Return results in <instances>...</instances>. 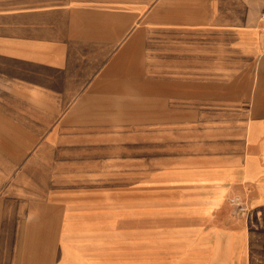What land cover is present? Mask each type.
<instances>
[{
	"label": "rangeland",
	"instance_id": "374dc122",
	"mask_svg": "<svg viewBox=\"0 0 264 264\" xmlns=\"http://www.w3.org/2000/svg\"><path fill=\"white\" fill-rule=\"evenodd\" d=\"M153 16L112 13L113 26L108 28L20 30L21 35L40 32L64 41L49 44L48 57H65L70 52L68 69L45 71L37 61L0 54V99L9 105L0 108V127L7 134L14 120L16 144H21L16 158H9L3 156L7 143H1L0 197L10 194L18 212L24 200L20 196L35 192L26 188L29 182L42 181L45 195L63 197L65 212L97 213L105 219L106 228L109 223L106 242L113 256L144 264L166 259L173 246L187 241L182 232L173 231L178 222L167 219L184 213L189 196L183 187L160 182V170L170 161L213 151L220 144L224 149L234 146L239 130L246 154L249 127V109L230 77L209 78V91L193 93L185 108H178L183 102L175 99L171 107L155 108ZM80 17L103 19L104 15L80 13ZM0 47L8 51V46ZM36 50L28 46L26 53L35 57ZM76 56L84 60L76 61ZM79 64H85L88 75L81 86L69 85L72 75L81 70ZM68 73V85L53 89V80ZM45 79L48 87L36 86V81ZM103 80L106 93H92V87H87L90 81ZM23 86L31 95L30 103L20 100ZM13 159L15 163L10 164ZM29 166H37L38 173L31 174ZM247 201L242 194L233 196L228 200L229 210L247 213Z\"/></svg>",
	"mask_w": 264,
	"mask_h": 264
},
{
	"label": "crops",
	"instance_id": "0c3cea01",
	"mask_svg": "<svg viewBox=\"0 0 264 264\" xmlns=\"http://www.w3.org/2000/svg\"><path fill=\"white\" fill-rule=\"evenodd\" d=\"M127 12L155 13V108L171 107V99L185 108L193 93L209 91V78L230 77L249 109L246 154L239 130L234 146L224 149L220 144L213 151L170 161L158 173L160 182L183 187L189 199L184 213L167 219L178 222L173 231L182 232L186 243L173 246L155 264H264V0H0V46H8V51L0 47V54L37 61L45 71L64 68L70 52L48 57V45L64 41L40 32L21 35L20 30L108 28L112 13ZM80 13L104 18H81ZM28 46L37 48L35 57L26 53ZM80 66L72 83L68 73L54 79L52 88L81 86L88 72L85 64ZM96 82L87 84L92 93L108 91L105 80ZM35 84L49 86L47 79ZM23 87L20 100L30 103ZM8 106L0 99V108ZM13 121L7 134L0 127V153L1 143H7L3 156L9 158H16L21 145L16 144ZM29 172L37 174V166H29ZM34 182L26 188L38 194L18 195L24 196L18 212L10 194L0 197V264H144L113 256L106 242L111 228L100 214L65 212L63 197L45 195L42 181ZM238 194L248 197L247 213L229 210V198Z\"/></svg>",
	"mask_w": 264,
	"mask_h": 264
}]
</instances>
